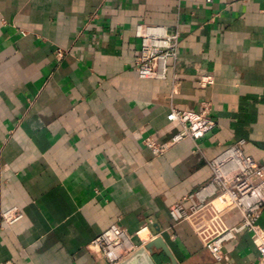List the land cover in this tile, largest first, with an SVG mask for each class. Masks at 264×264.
<instances>
[{"label":"crops","instance_id":"crops-1","mask_svg":"<svg viewBox=\"0 0 264 264\" xmlns=\"http://www.w3.org/2000/svg\"><path fill=\"white\" fill-rule=\"evenodd\" d=\"M139 23L181 34L166 79L137 73ZM204 103L217 122L205 136L162 155L143 143L169 141L171 111ZM240 139L264 163V0H0V212L23 213L0 221V264H109L89 245L115 224L148 225L133 242L159 239L155 264H260L249 232L220 260L207 247L238 208L170 213Z\"/></svg>","mask_w":264,"mask_h":264},{"label":"built area","instance_id":"built-area-1","mask_svg":"<svg viewBox=\"0 0 264 264\" xmlns=\"http://www.w3.org/2000/svg\"><path fill=\"white\" fill-rule=\"evenodd\" d=\"M136 34L141 39V52L136 61L138 75L145 79H166L170 66L179 57L180 32L172 31L164 25L139 23ZM58 54L62 56L63 51L60 50ZM201 82L206 85L213 83V79L205 76ZM169 119L180 126V130L169 141L158 142L150 135L143 138V143L156 155H162L169 147L185 138L199 139L217 125L211 116L209 103H204L199 112L174 108ZM244 144L245 140L240 139L210 160L212 178L193 193L173 203L170 213L175 221H181L207 205H213L218 211L229 207L238 208L242 220L210 241L207 247L220 260L225 256L226 243L249 232L259 243L260 264H264V228L259 222L264 209V163L246 154ZM22 216L21 211L12 208L0 212V221L12 224ZM147 228L148 225H144L133 234L118 224L112 225L94 239L89 248L102 252L109 264H119L137 249L133 242L134 235H142Z\"/></svg>","mask_w":264,"mask_h":264},{"label":"water","instance_id":"water-1","mask_svg":"<svg viewBox=\"0 0 264 264\" xmlns=\"http://www.w3.org/2000/svg\"><path fill=\"white\" fill-rule=\"evenodd\" d=\"M160 241L159 239L153 240L147 243L144 246L139 247L134 252L129 254L126 258L121 261V264H131V262L136 259L138 256H142L146 260V264H155L151 259V256L148 253V250L152 249V247Z\"/></svg>","mask_w":264,"mask_h":264}]
</instances>
